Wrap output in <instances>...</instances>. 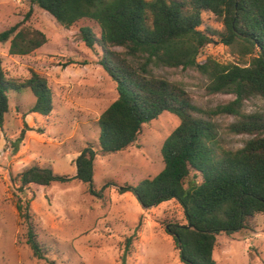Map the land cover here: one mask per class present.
Listing matches in <instances>:
<instances>
[{"label":"trees","instance_id":"trees-1","mask_svg":"<svg viewBox=\"0 0 264 264\" xmlns=\"http://www.w3.org/2000/svg\"><path fill=\"white\" fill-rule=\"evenodd\" d=\"M34 2L66 28L82 20L98 24L100 34L83 25L80 35L91 49L101 48L99 64L115 82L118 96L98 120V147L88 145L76 158L75 176L34 165L14 177L20 192L25 194L33 183L48 186L78 179L90 184L92 195L103 196L105 188L98 190L93 184L96 155L126 149L137 140L145 123L169 111L180 123L163 143L164 168L135 185L124 184L119 191H131L145 208L175 199L186 223L169 222L166 229L174 238L181 261L216 264L213 253L217 237L254 229L256 216H264V108L241 111L246 100L264 99V0ZM206 10L221 18L223 30L200 28ZM216 34L237 53L236 61L223 63L211 55L199 60ZM0 41L10 42L9 54L28 55L48 38L40 29L17 23L0 32ZM247 56L250 59L243 63ZM164 67L195 68L209 79L210 92L235 95L213 113L239 116L229 127L232 132L250 135L244 146L219 148L213 115L202 114L183 83L156 72ZM23 88H29L36 97L30 112L46 116L52 112L53 91L47 78L34 69L23 81L9 77L0 58V128L10 108V93ZM24 136L25 129L14 142L15 151ZM16 205L27 222L26 240L33 255L45 259L46 250L38 240L28 204L19 199Z\"/></svg>","mask_w":264,"mask_h":264},{"label":"rangeland","instance_id":"rangeland-1","mask_svg":"<svg viewBox=\"0 0 264 264\" xmlns=\"http://www.w3.org/2000/svg\"><path fill=\"white\" fill-rule=\"evenodd\" d=\"M202 16L201 29H224L214 13L206 10ZM17 23L42 30L48 41L28 55L9 54L10 42L0 41L2 66L9 77L21 81L31 69L45 76L53 91V110L47 116L30 112L36 97L29 88L9 95L10 108L0 128V264H184L166 229L169 222L186 223L181 205L171 199L145 208L131 191H119L124 184L135 185L164 168L163 143L180 123L169 111L145 123L126 149L96 155L93 184L98 190L105 188L103 196L92 195L90 184L78 179L48 186L33 183L25 194L20 192L14 177L34 165L76 175V158L86 146L98 147V120L118 93L99 64L101 48L91 49L80 35L83 25L100 34L97 23L82 20L66 28L34 0H0V32ZM213 38L199 60L209 55L223 63L237 60L231 46L220 42L217 34ZM156 72L183 83L202 114L213 115L219 148L244 146L250 135L229 127L239 116L213 113L235 95L210 92L209 79L195 68L164 67ZM263 108L264 99L254 97L245 101L241 111ZM23 129L24 139L15 151L14 142ZM19 199L28 204L45 259L35 257L27 243V222L16 205ZM256 221L254 229L217 237L216 264H264V216L258 214Z\"/></svg>","mask_w":264,"mask_h":264}]
</instances>
